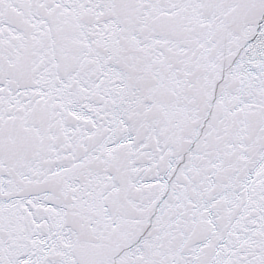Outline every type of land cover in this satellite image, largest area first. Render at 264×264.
<instances>
[{
  "label": "snow or ice",
  "instance_id": "obj_1",
  "mask_svg": "<svg viewBox=\"0 0 264 264\" xmlns=\"http://www.w3.org/2000/svg\"><path fill=\"white\" fill-rule=\"evenodd\" d=\"M0 264H264V0H0Z\"/></svg>",
  "mask_w": 264,
  "mask_h": 264
}]
</instances>
